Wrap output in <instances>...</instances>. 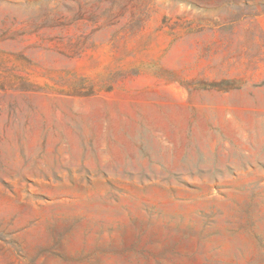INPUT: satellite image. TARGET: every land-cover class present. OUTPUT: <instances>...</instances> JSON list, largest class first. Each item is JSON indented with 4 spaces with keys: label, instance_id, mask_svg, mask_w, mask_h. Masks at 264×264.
Masks as SVG:
<instances>
[{
    "label": "rangeland",
    "instance_id": "374dc122",
    "mask_svg": "<svg viewBox=\"0 0 264 264\" xmlns=\"http://www.w3.org/2000/svg\"><path fill=\"white\" fill-rule=\"evenodd\" d=\"M0 264H264V0H0Z\"/></svg>",
    "mask_w": 264,
    "mask_h": 264
}]
</instances>
